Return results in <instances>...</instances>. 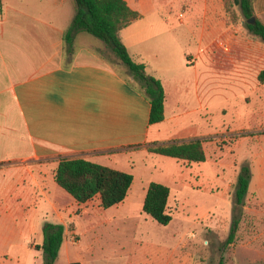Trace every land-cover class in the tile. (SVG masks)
I'll use <instances>...</instances> for the list:
<instances>
[{"label": "crops", "instance_id": "0c3cea01", "mask_svg": "<svg viewBox=\"0 0 264 264\" xmlns=\"http://www.w3.org/2000/svg\"><path fill=\"white\" fill-rule=\"evenodd\" d=\"M32 1L26 3L57 15L58 21L0 0V257L8 256L5 249L12 242L37 234L33 219L39 213L52 216L41 225V233L47 223L64 225L56 219L63 214L60 199L50 196L62 159H84L133 174L127 198L111 210L126 204L132 192L144 193L143 208L154 182L195 191L205 179L209 187L216 186L214 178L235 176L238 181L247 165L252 173L247 196L255 192L256 204H264L262 148L242 151L252 142L244 137L232 161L216 162L209 153L216 130L194 129L188 118L197 111L209 112L204 100L216 97L215 76L207 72L201 77L199 63L205 58L210 65L233 41L236 27L225 0H126L140 17L122 29L120 37L132 58L161 80L166 93L165 120L157 124L150 121L149 99L126 69L87 44L93 41L105 48L102 41L79 33L73 55H65L64 35L76 13L75 1ZM64 6L69 10H60ZM193 99L196 109L190 108ZM196 139L203 140L204 162L148 151L152 145ZM66 194L62 197L68 202L80 205ZM233 206L234 197L228 204L230 228ZM30 208L34 212H27ZM241 208L243 212L245 202ZM69 246L64 242L59 255L63 248L69 253ZM72 262L97 264L87 258L68 264Z\"/></svg>", "mask_w": 264, "mask_h": 264}, {"label": "rangeland", "instance_id": "374dc122", "mask_svg": "<svg viewBox=\"0 0 264 264\" xmlns=\"http://www.w3.org/2000/svg\"><path fill=\"white\" fill-rule=\"evenodd\" d=\"M253 1L256 18L264 22V0ZM32 2L37 3V0ZM225 2L236 27L233 41L210 65L205 58L199 63L201 77L207 72L214 74L216 97L204 100L205 104L209 103V112L188 115L194 129L216 130L209 139L212 145L208 149L216 162L232 161L235 146L244 137L252 142L241 147L242 151L260 146L264 152V41L246 28L239 6L232 0ZM9 3L58 21L57 15L30 7L26 0H10ZM60 10L69 8L64 6ZM87 44L111 64L123 67L106 47L93 41ZM190 108H197L194 99ZM247 163L251 165L250 160ZM214 179L215 187L206 185L205 179V185L195 191L179 190L174 183L170 185L168 210L173 220L166 226L143 212L140 201L144 193L132 192L126 204L111 210L101 206L99 197L80 205L70 203L65 198L68 197L65 190L56 183L50 196L60 199L58 205L63 214L56 219L57 223L65 225L64 242L70 244L69 253L63 248L57 264L85 258L97 264H219L222 258L225 264H264V204H256L255 192L248 194L236 238L232 244H227L230 211L232 214L228 204L233 200L238 183L235 176ZM255 182L258 183L257 179ZM27 212L34 210L30 208ZM51 219V215L39 213L33 219L37 234L31 238L24 235L23 239L7 246L8 256L0 257V264H44L43 252L36 246L44 240L41 225Z\"/></svg>", "mask_w": 264, "mask_h": 264}, {"label": "trees", "instance_id": "16d2710c", "mask_svg": "<svg viewBox=\"0 0 264 264\" xmlns=\"http://www.w3.org/2000/svg\"><path fill=\"white\" fill-rule=\"evenodd\" d=\"M76 13L64 35L65 55L72 56L74 40L77 34L87 33L101 40L105 47L118 59L151 103L150 121L152 124L165 120L166 93L160 79L147 73L144 63L136 62L130 55L120 37V31L140 17L126 0H74ZM241 9L246 28L264 41V22L256 18L253 0H232ZM255 18L254 23L250 19ZM102 56V55H101ZM103 59H105L102 56ZM106 60V59H105ZM109 62V61H108ZM264 78V75L262 79ZM148 151L153 154L176 158L188 163H200L206 160L203 140L152 145ZM250 167L244 166L240 172L234 195L233 220L227 244L236 238L242 216V206L249 191L251 180ZM56 183L80 204L100 198L101 206L109 209L127 198L134 176L84 159H62L55 169ZM171 188L161 183H151L144 199L143 212L160 225H169L173 216L169 209ZM43 243L36 248L43 252L44 264H57L61 247L65 240V226L45 224ZM71 264H81L72 262ZM219 264H225L223 258Z\"/></svg>", "mask_w": 264, "mask_h": 264}, {"label": "water", "instance_id": "95a60500", "mask_svg": "<svg viewBox=\"0 0 264 264\" xmlns=\"http://www.w3.org/2000/svg\"><path fill=\"white\" fill-rule=\"evenodd\" d=\"M249 22H250V23H254V22H255V18L250 19Z\"/></svg>", "mask_w": 264, "mask_h": 264}]
</instances>
